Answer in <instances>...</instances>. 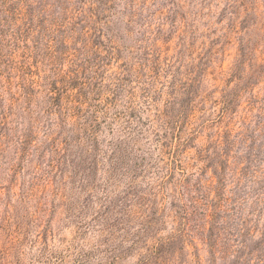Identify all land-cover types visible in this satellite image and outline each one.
I'll return each instance as SVG.
<instances>
[{
	"label": "rangeland",
	"instance_id": "1",
	"mask_svg": "<svg viewBox=\"0 0 264 264\" xmlns=\"http://www.w3.org/2000/svg\"><path fill=\"white\" fill-rule=\"evenodd\" d=\"M263 241L264 0H0V264Z\"/></svg>",
	"mask_w": 264,
	"mask_h": 264
},
{
	"label": "trees",
	"instance_id": "2",
	"mask_svg": "<svg viewBox=\"0 0 264 264\" xmlns=\"http://www.w3.org/2000/svg\"><path fill=\"white\" fill-rule=\"evenodd\" d=\"M229 103V102H228ZM230 104V103H229ZM229 106H231V105H225V109L227 110L228 109V107ZM246 231V233L248 232V229H246L245 230ZM264 245V241H263V243H262V246ZM243 246V245H242ZM261 246V242H258V245H256V246H254L251 250H249L248 252H247V255H249L250 257H253V251H255V248H257V247H260ZM261 249V248H260ZM240 250H245V248L244 247H241V249ZM257 260H258V264H264V252L261 254V257H257Z\"/></svg>",
	"mask_w": 264,
	"mask_h": 264
}]
</instances>
